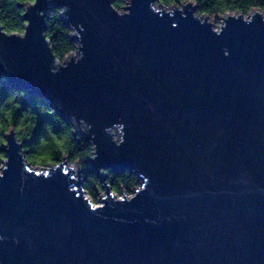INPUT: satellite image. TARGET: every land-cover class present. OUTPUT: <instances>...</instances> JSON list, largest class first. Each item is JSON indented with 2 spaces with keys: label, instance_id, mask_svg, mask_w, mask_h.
Returning <instances> with one entry per match:
<instances>
[{
  "label": "water",
  "instance_id": "obj_1",
  "mask_svg": "<svg viewBox=\"0 0 264 264\" xmlns=\"http://www.w3.org/2000/svg\"><path fill=\"white\" fill-rule=\"evenodd\" d=\"M109 2L39 0L24 41L0 37V74L91 125L96 174L129 171L145 190L92 213L71 173L24 174L8 137L0 264H264V22L229 20L217 38L187 8L158 17L134 0L121 19ZM63 6L64 23L84 27V59L53 76L40 33Z\"/></svg>",
  "mask_w": 264,
  "mask_h": 264
},
{
  "label": "clouds",
  "instance_id": "obj_2",
  "mask_svg": "<svg viewBox=\"0 0 264 264\" xmlns=\"http://www.w3.org/2000/svg\"><path fill=\"white\" fill-rule=\"evenodd\" d=\"M134 0H110L108 9L117 18H126L131 15ZM39 0H0V37L5 39H15L24 41L28 35L30 21L24 19L25 16L34 10ZM45 3L52 4L53 0H45ZM231 0H213L210 9L203 8V0H150L148 10L156 16L164 14L170 18L174 13H178L181 18H185L184 10L187 8L191 12V17L200 26H207L212 35L219 38L227 26V21H240L245 25H250L254 18L259 17L264 22V10L257 9L250 18L244 15H232L227 9L231 8ZM194 10V11H193ZM68 12L67 6L50 9L47 19H44V30L40 36L46 46L51 58L49 72L55 76L62 70H67L69 66H75L84 59L82 51L83 25L62 26L58 22L59 18ZM43 17V12H37ZM54 17V20H50ZM58 22L60 30L51 25ZM175 27V25H173ZM223 57L229 56L227 48L221 50ZM7 85L6 76L0 74V180L4 179L8 171L9 160L7 150L9 149L8 137H11L13 144L19 149L17 155L22 162L23 173L34 178L51 179L50 174L57 170L62 175L71 173L70 179H79L82 186L79 192L82 201L92 213L100 212L105 207V201L111 199L113 204H124L133 202L136 197L145 190V183L136 182L132 187L127 182H121L127 171L116 176L108 169H99L95 175H85L88 165L85 161H95L98 158L97 146L93 142L95 134H91V125L84 119L77 120L75 116L69 117L65 122L55 113V109L47 106L40 97H35L36 112L32 107H24L22 101L27 93L23 90H8L3 95ZM46 116L51 123L42 125L43 134L37 136L35 144H26L31 141L33 134L38 127L39 117ZM54 125H59V131H54ZM113 126L104 130L105 135L110 138V143L119 148L123 143L121 130L115 134ZM120 129V128H119ZM81 137H89L87 141ZM77 141L79 142V150ZM66 162L67 168L64 170L63 164ZM103 176L106 179L103 185L97 179ZM134 176V175H132ZM90 179L95 180V184L89 187ZM108 191L105 192L104 189ZM22 190V189H21ZM67 191L76 193L77 189L69 187Z\"/></svg>",
  "mask_w": 264,
  "mask_h": 264
},
{
  "label": "trees",
  "instance_id": "obj_3",
  "mask_svg": "<svg viewBox=\"0 0 264 264\" xmlns=\"http://www.w3.org/2000/svg\"><path fill=\"white\" fill-rule=\"evenodd\" d=\"M212 3H213V0H203V8L210 9ZM231 5H232L231 8L227 9V11H229L231 14L242 13L243 15H248L251 13L252 10H256V9L264 10V0H231ZM50 9H55V8H50ZM46 19H47V15H46ZM50 20H54V17H50ZM58 22L61 23L62 26L67 27V25L64 23L62 17L59 18ZM58 22L53 23L51 26L56 28L59 31L60 25ZM12 89L20 90L18 88H13V87L9 86V83L7 81L5 92L3 93V95H6L7 91L12 90ZM25 92L27 93V95H26L25 99L22 101V104L24 105V107H29V106L32 107L33 112H36V105H35V99L34 98L37 96L33 95L27 91H25ZM0 98H2V96H0ZM43 101L47 104V106H49L48 103L44 99H43ZM46 122L51 123V121L48 117H46V116L39 117L38 127L36 128V130L33 134V138L31 141L25 142L26 144H35L36 143L37 136L43 134L42 125ZM65 122H67V121H65ZM59 130H60L59 125H54V131H59ZM81 138L83 140L87 141L83 137H81ZM77 145H78V150H79V142L78 141H77ZM0 151H4V150L0 149ZM85 163L88 165L86 172H85V175H95L96 173L92 170L89 161H85ZM124 172L125 171L112 172V173L115 174L116 176H119V175L123 174ZM127 172L130 175H126L121 182H127L132 187H135L137 181L140 183V181L138 180V177L135 174H131L129 171H127ZM132 175H134V176H132ZM97 179H98V176H97ZM95 183L96 182L94 179H90L88 186L91 187Z\"/></svg>",
  "mask_w": 264,
  "mask_h": 264
}]
</instances>
